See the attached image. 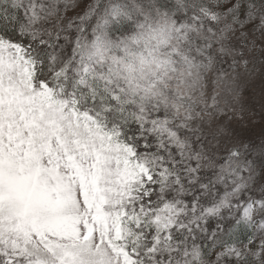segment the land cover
<instances>
[{"label":"snow or ice","instance_id":"snow-or-ice-1","mask_svg":"<svg viewBox=\"0 0 264 264\" xmlns=\"http://www.w3.org/2000/svg\"><path fill=\"white\" fill-rule=\"evenodd\" d=\"M258 37L264 0H0V264H264V144L217 119Z\"/></svg>","mask_w":264,"mask_h":264},{"label":"rangeland","instance_id":"rangeland-1","mask_svg":"<svg viewBox=\"0 0 264 264\" xmlns=\"http://www.w3.org/2000/svg\"><path fill=\"white\" fill-rule=\"evenodd\" d=\"M84 7L70 9L69 17L75 18L76 13L81 12ZM264 42V38H257V43ZM259 55V48L257 49ZM264 63V59L258 60L257 64ZM242 103L238 104L234 111L228 112L225 116H218L217 119L223 124L226 130L235 133L236 137L250 142L256 147L253 149V158L259 155L258 149L264 144V81L257 74L241 86ZM225 189L221 186L220 195ZM260 193L257 190L256 195ZM214 223V222H213Z\"/></svg>","mask_w":264,"mask_h":264},{"label":"trees","instance_id":"trees-1","mask_svg":"<svg viewBox=\"0 0 264 264\" xmlns=\"http://www.w3.org/2000/svg\"><path fill=\"white\" fill-rule=\"evenodd\" d=\"M241 239H243L244 237H243V235H241V237H240Z\"/></svg>","mask_w":264,"mask_h":264}]
</instances>
